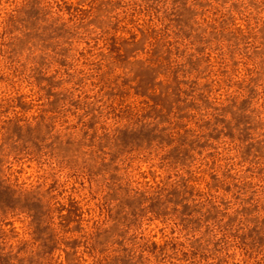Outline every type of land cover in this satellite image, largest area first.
Returning a JSON list of instances; mask_svg holds the SVG:
<instances>
[{
  "label": "rangeland",
  "instance_id": "rangeland-1",
  "mask_svg": "<svg viewBox=\"0 0 264 264\" xmlns=\"http://www.w3.org/2000/svg\"><path fill=\"white\" fill-rule=\"evenodd\" d=\"M0 264H264V0H0Z\"/></svg>",
  "mask_w": 264,
  "mask_h": 264
}]
</instances>
